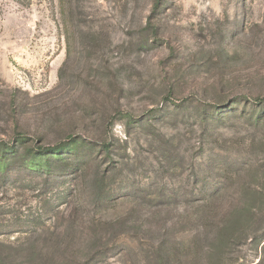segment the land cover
<instances>
[{
  "label": "rangeland",
  "instance_id": "obj_1",
  "mask_svg": "<svg viewBox=\"0 0 264 264\" xmlns=\"http://www.w3.org/2000/svg\"><path fill=\"white\" fill-rule=\"evenodd\" d=\"M0 144V264H264V0H0Z\"/></svg>",
  "mask_w": 264,
  "mask_h": 264
},
{
  "label": "trees",
  "instance_id": "obj_2",
  "mask_svg": "<svg viewBox=\"0 0 264 264\" xmlns=\"http://www.w3.org/2000/svg\"><path fill=\"white\" fill-rule=\"evenodd\" d=\"M5 149H7V146H2V145L0 144V155H1L2 153H6V152H5ZM60 149H62V148H58V149L53 150V151L58 152ZM41 151H45V150H41Z\"/></svg>",
  "mask_w": 264,
  "mask_h": 264
}]
</instances>
